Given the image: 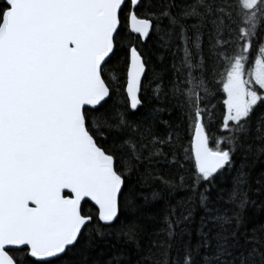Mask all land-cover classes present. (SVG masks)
<instances>
[{
  "label": "snow or ice",
  "instance_id": "6c2138e0",
  "mask_svg": "<svg viewBox=\"0 0 264 264\" xmlns=\"http://www.w3.org/2000/svg\"><path fill=\"white\" fill-rule=\"evenodd\" d=\"M0 264H264V0H0Z\"/></svg>",
  "mask_w": 264,
  "mask_h": 264
}]
</instances>
